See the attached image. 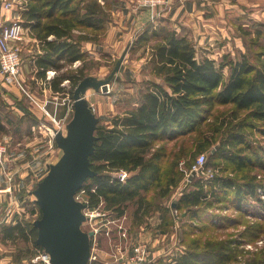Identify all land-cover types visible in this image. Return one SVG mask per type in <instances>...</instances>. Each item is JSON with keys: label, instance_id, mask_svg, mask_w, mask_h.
<instances>
[{"label": "trees", "instance_id": "trees-1", "mask_svg": "<svg viewBox=\"0 0 264 264\" xmlns=\"http://www.w3.org/2000/svg\"><path fill=\"white\" fill-rule=\"evenodd\" d=\"M111 15L108 0H28L22 19L40 43V51L34 59L36 77L44 80L47 71H54L56 75L49 82L50 88L53 92L64 93L66 89L62 84L68 81L72 98L73 89L86 76L82 67L74 72L67 67L84 59L83 41L99 39L87 30L102 34ZM77 30L79 34L75 35ZM154 37L158 40L155 38L152 44L150 60L153 74L161 81H149L139 105L113 117L110 128L97 125L95 151L90 157V166L96 175L88 178L81 188L86 193L87 206L96 207L102 200L105 210L114 211L116 217H120L125 213L126 203L132 202L136 205L133 216L139 223L144 222L145 216L157 212L156 230L163 234L170 232L173 222L168 208L162 204L154 206L147 196L149 190L157 186L161 192L159 197L164 198L170 192L169 187L175 186L172 179L170 183H162L165 154L154 150L153 145L174 142L209 125L208 133L212 132V137L204 136L205 131L198 135L201 136V152L216 147L206 166L219 167L220 163L215 160H223L232 167L233 173L245 172L240 179L215 175L209 185L196 180L190 190L185 189L180 194L175 209H184L182 216L190 221L209 220L205 222L209 225L188 224L189 228L197 227L199 234L208 226L224 227L210 221L212 216L216 217L209 210L213 202H221L226 209L232 207L245 217L252 214L256 219L262 218L259 212H264V199L260 196L264 195V181L258 180L257 175L264 171V148H255L246 138L244 128H251L249 123L245 124L246 119L264 121V62L257 66L245 55L236 60H223L218 65L208 57L197 58L192 41L167 27L150 31L147 28L137 37L135 47ZM225 67L229 68L226 79L223 78ZM17 104L24 105L25 114L21 118L16 117L0 97V135L7 134L12 121L25 118L34 126L40 123L25 107L23 99ZM225 107L231 108L229 116L217 110ZM26 132L31 133L30 126ZM260 134L264 136V128ZM121 170L129 174L123 182L110 175ZM208 195L212 200L207 199ZM34 206L30 212L39 217L35 201ZM217 218L226 224L234 221L226 215ZM0 236L10 241L21 240L26 249L17 254L27 253L24 255L27 259L42 249L35 243L33 223L23 218L15 223H3ZM247 237L249 241L264 238L263 223L248 226L237 238H192L181 253L160 263L264 264V247L251 250L240 247ZM28 244L34 250L29 249Z\"/></svg>", "mask_w": 264, "mask_h": 264}, {"label": "rangeland", "instance_id": "rangeland-1", "mask_svg": "<svg viewBox=\"0 0 264 264\" xmlns=\"http://www.w3.org/2000/svg\"><path fill=\"white\" fill-rule=\"evenodd\" d=\"M2 1L3 0H0V12L1 9H3L1 8V3H3ZM244 1L247 2V4L251 2H258V0ZM13 2L14 3L12 9L3 10L9 11V14L19 13V17L14 18V16L11 15V18H8V20L6 19V22H10V20H19L24 25V20L22 19V12L26 8L28 0H14ZM137 2L138 0H108L109 10L112 14L111 19L114 18L113 13L119 9V5H122L121 10L124 11L126 7L129 8V4H131L135 8H139ZM167 2V6L163 8H147L149 11H154L151 14V22H153L154 24H151V28H148L149 31L161 27L173 28L171 24L167 23L165 20H161L163 9L164 11L169 10L166 8L170 7V0H168ZM259 2H261L260 5H256L254 7L245 4L246 8H256L254 9L256 14L261 13V15L259 14V17L258 19L256 18V20H253V18H246V21L238 26L239 29L236 33L239 34V36L241 37V47L237 49L234 47L232 49L226 47V49H224V51H222L220 55L218 54V56L213 59L215 60L217 65L223 60L226 61L240 59L243 57V55L247 56L250 61L257 66H260L264 62V0H261ZM7 13L8 12H5L6 15H9ZM106 28L107 24L102 34H95L90 30H87L88 34L92 36L98 35L97 39H99L83 41L82 43H91V48L86 49L83 48V45H81L82 51L85 53L84 59H82L81 61H76L72 66H68L67 69L74 72L76 69L82 67L84 76H93L98 79H103L109 75L115 65V62L124 52V58L116 75V78L109 84L107 91L102 92L101 90H99L96 92L94 90H89L86 94V96H88V102L91 103V107L93 108L96 116L99 118L98 126L110 128L112 126L113 117H115L116 115H122L125 112H128L129 110L134 109L139 105L143 89L148 85L149 81L161 80L153 74L152 63L150 60L152 44H154V41H156L158 37H154L148 40L144 45H141L140 47H135V41L137 37L144 30H146L145 28L143 31L138 30L135 33L129 34V37H127L125 43H122L118 47H112L111 45H109L108 47H104L102 41L104 40L106 35ZM74 34L78 35L79 31L77 30ZM28 35L31 37L26 38L25 43L29 42L27 44L32 46L27 47V49H30V52L23 51L22 53L23 84L27 93L32 95L34 99L40 104V107H37L41 111V113H39L41 114L40 119H43L44 117L49 123L50 126L48 127L51 130L48 127H44L45 129L43 128L40 133L36 131L34 133V136H31L32 139L29 140H23L21 137L15 136V134L14 136H9L5 138L0 135V143L7 147V152L4 156L5 167H8L9 170L13 171L16 176H20L18 177L20 179H24L29 176V174H31L32 181H40L43 176L47 173L48 165L55 163L62 153V151L56 145H54V139L52 137L53 135L51 128V126H54L52 123V119L48 115L46 116L41 108L44 106L45 110L50 113V106L56 108L59 102H61L62 100H66V102L69 104L72 113L73 99L71 98L68 92L71 88V84L68 81H64L62 84L63 86H65L66 91L64 93L55 94L56 92L53 93L46 91L45 88H43L45 82H42V80L38 79L36 75L31 77V70L29 71V62L33 61V56H35L40 50V43L31 34L30 29L28 31ZM121 40L122 36L119 41L121 42ZM35 42L37 45L35 44ZM35 46H39V48H35ZM141 58L144 61V64L142 63L141 65H138V61ZM197 58L200 57L197 56ZM136 68H139V71H141L137 78H140L139 80L142 81H139L138 84L134 83V85H136L134 86L133 82H129V80L134 78L131 77L129 73H132V71H134ZM228 73L229 68L225 67L223 69V78L226 79L228 77ZM48 75H50V73H47L46 77ZM55 75L56 74H53L52 76L54 77ZM14 87H16L17 90L21 93L22 99L25 100L24 102L27 106L29 105V103L32 104V100L26 93V91L23 92L16 85H14ZM46 101L47 104L45 105ZM49 101H51L52 103ZM56 102H58V104H56ZM217 110H220L229 116V110H231V108L225 107L219 108ZM51 113H53L51 114L52 116L57 117L56 109ZM243 116L244 113H242L241 117L243 118ZM56 119L59 120L58 118ZM236 122L238 121H234V123ZM248 123L250 124L251 128H244V134L246 135V138L252 143L253 146H255V148H264V136L260 134L261 129L264 128V121L258 122L252 119H246L245 124ZM215 126H213L212 128H214ZM62 130L63 132L65 131V124H63ZM209 130L210 126L206 125L203 126V128L200 129L198 132L193 133L184 138H180L174 142H166L161 144L157 143L153 145L154 150L157 149L163 154H165L163 158L164 174L162 183H170L171 179L175 181V186L169 187L170 192L164 198L159 197L160 194L158 193L161 192L160 190H158L157 186L151 188L147 193L148 198L151 199L154 206L162 204L163 206L168 208L171 215L173 225L171 227L170 232L160 235L162 239L160 238V236H158L159 232L155 228L158 223L157 212L149 216H145L144 222L139 223L138 220H136L133 216L136 205L132 202L126 203L125 213L120 217H116V213L114 211L105 210L104 203L102 200L98 204V206L93 208H87L88 214H94L95 216L93 218L94 221L85 222L83 224V230L92 231V227L102 229V237H100V242L102 241V245L100 246V249L97 250L98 257L101 260L100 264H110V261L113 260V258L111 257L113 254L112 249L114 253L117 252L118 254H123L125 251H130L131 246L136 244L137 242L148 243L151 247V250L155 251L152 259L145 264H161V261H170V258L177 256L179 253H181V251L186 247L189 240H191L192 238L200 237L203 239H223L230 236L237 238L239 236V233L245 230L248 226L252 227L254 224L262 223L264 225L263 211L259 212L260 214H263L262 218L256 219V217H253L252 214L245 217L242 216L239 212L235 211L232 207L226 209L222 207V205H220L222 204L221 202H213L209 210L213 212L216 217L212 216L210 221L218 222L224 227L208 226L206 230L199 234L196 230L197 227L189 228L188 224L190 222H193V224H196L198 226L209 225L208 223H205L209 220H205L202 222H198L197 220L190 221L189 219H187V217L182 216V213H184V209H175L174 206L177 203L180 194L185 191V189L190 190L191 184L198 180L200 176H204V174H222L230 176L232 175V177L240 179L242 173L245 172L240 171L238 173H233L232 167L229 166L228 163L223 160H215V162L220 163L219 167L214 168L213 165L206 166V161L210 153H213L216 147L212 146L209 147L207 151L201 152L202 150L199 146L202 143L201 136L198 137V135H201L202 132L205 131L204 136L212 137V132L208 133ZM200 154L205 156V162L203 165V168L205 169L204 173H201L200 171H194L193 169L196 164V159ZM221 168L223 169V172H220ZM121 171L114 172L110 175L114 178H118ZM252 172H255V170H253ZM258 173L259 174L257 175V179L260 181H264V171H260ZM126 174L127 176L129 175L127 172ZM120 181L123 182V180ZM204 183H206V185H209L211 182ZM35 187L36 185L34 186V188ZM260 196L261 199H264V195L261 194ZM23 198L26 201L27 206H25V211L28 215L25 219L28 222H33L37 218V216L35 214H31L30 212L31 208H35V206L32 205L33 202H31L30 200H35V197L33 195H30L24 196ZM80 198V201L83 203L84 200L87 201L85 191L80 194ZM207 199L212 200L209 195L207 196ZM248 210H250V208ZM256 213H258V211H255V214ZM260 214H258V216H260ZM99 215H102V217H100ZM217 215L229 216L230 218H233L234 221H230L228 222V224H226V222L218 220ZM151 217H156V219H153ZM106 218L109 219V222L112 224H107L105 222ZM102 224L106 225L101 227ZM106 230H109L108 234L104 233V231ZM187 230L191 231L192 233L188 235L187 233H182L183 231ZM154 238H157L159 241L156 243ZM260 238H257L255 241H249V238L247 237L246 241L242 245H240V247L249 250L255 248L261 249L262 247H264V238ZM154 241L155 245L153 246ZM113 242L114 244H112ZM26 264L34 263H32L29 258L26 261Z\"/></svg>", "mask_w": 264, "mask_h": 264}, {"label": "crops", "instance_id": "crops-1", "mask_svg": "<svg viewBox=\"0 0 264 264\" xmlns=\"http://www.w3.org/2000/svg\"><path fill=\"white\" fill-rule=\"evenodd\" d=\"M259 1L261 0H258L256 3L251 2L247 4L244 0H170V7L166 8L169 10L164 11L163 9L161 20H165L167 23L171 24L178 35H184L190 39L196 47L197 56L200 58L208 57L210 59H215L226 47L231 49L233 47L236 49L241 47V37L236 33L239 29L238 26L243 24L246 18H253V20H256V18L258 19L261 13L256 14L254 11L256 8L251 7L256 5L259 6L261 3ZM245 4L251 5V7L246 8ZM130 5L131 4H129V8L126 7L124 11L121 10L122 5H119V9L113 13L114 18L107 23L106 35L102 41L104 47H108L109 45L118 47L122 43H125L129 34L135 33L138 30L143 31L145 28H151V24H154L151 22V14L154 11H149L147 8H135ZM5 12L9 14V11L1 9L0 21L8 20V18H11V15H13L14 18L19 17V13H10L6 15ZM121 36L122 40L120 42L119 39ZM82 45L83 48H91V43L89 42L82 43ZM28 46L30 47L32 45L27 44V47ZM37 47L39 48V46H35V48ZM26 51L30 52V49L26 48ZM35 56H33V61L29 62L31 77L35 76L37 70L34 64ZM142 63L144 64V61L141 58L138 61V65ZM140 72L139 68H136L132 73H129L131 77H134L129 80V82H133L134 85V83L138 84L139 81H142L139 80L140 78H137ZM21 76L23 77L22 74ZM53 78L54 77H52V79ZM40 80L45 82L46 78ZM49 82L46 83L43 88H45L46 91L53 92ZM0 97L5 104H8L9 109L16 117L21 118L24 116V105L20 106L17 104V102L22 99V96L16 87L5 86L0 82ZM56 104H58V102H56ZM25 107L29 108L30 113L35 118H38L40 123L34 126L31 124L32 122H27L25 118L21 119L19 122L12 121L10 130L7 134L2 135V137L14 136L15 134V136L21 137L23 140H29L32 139L36 131L40 133L44 127L50 126L44 117L40 119L41 114L39 113H41V111L37 108L40 107L39 103L35 105L32 102V104L29 103V105H25ZM50 107V114H53L51 112L56 109L57 117H55L63 121L64 124L70 120L72 113L66 100L59 102L56 108L53 106ZM29 126L31 127V133L26 132ZM18 177L20 176H16V174L9 170L8 167H5L4 164L3 167H0V227L3 223H15L16 220L21 218L25 219L28 216L25 211V206H27L26 201L23 197L31 195L30 192L34 189V186L39 180L32 181L31 174L24 179ZM30 201H33L32 205L34 206V200L31 199ZM151 218L156 219V217ZM162 234L163 233H159L158 236ZM157 238H154L156 243L159 241ZM155 241L153 242V246L155 245ZM27 246L29 249L34 250L30 244ZM25 249L26 246L21 240L10 241L8 239H1L0 236V264H26L28 257L24 255L27 253L21 252L17 254V250L20 252V250L24 251ZM153 252L155 251L153 250ZM34 253H36V251Z\"/></svg>", "mask_w": 264, "mask_h": 264}, {"label": "water", "instance_id": "water-1", "mask_svg": "<svg viewBox=\"0 0 264 264\" xmlns=\"http://www.w3.org/2000/svg\"><path fill=\"white\" fill-rule=\"evenodd\" d=\"M124 52L109 75L84 77L72 92V116L65 131L54 130V141L62 151L55 163L30 192L40 210L32 223L35 243L50 256V264H89L93 231H85V203L77 199L84 182L96 175L90 166L95 151L99 118L88 102L87 91L106 92L116 78Z\"/></svg>", "mask_w": 264, "mask_h": 264}, {"label": "built area", "instance_id": "built-area-1", "mask_svg": "<svg viewBox=\"0 0 264 264\" xmlns=\"http://www.w3.org/2000/svg\"><path fill=\"white\" fill-rule=\"evenodd\" d=\"M13 1L14 0H3V3H1V8L7 10L12 9L14 3ZM167 1L168 0H138L137 5L142 8L158 9L160 7H166V4L168 3ZM28 31L29 28L25 27L19 20H10V22H6L5 20L0 21V82L5 86L16 85L23 92L26 90L23 84V77L21 76L23 65L22 53L23 51H26L27 43H29H25L26 38L31 37L28 35ZM47 73H50V75L46 77L45 85L52 79V75L54 74L53 71H48ZM28 95L31 98L32 102L38 105V102L34 99V97L30 94ZM46 104L47 101L45 102V105ZM41 109L44 111L46 116L48 115L52 119V123L54 125V128L51 127L53 135L52 137H54V130L63 132L62 129L64 122L61 120H57L55 116H52L49 112H47V110H45L44 106ZM6 152L7 147L0 143V167H3L4 156ZM204 162L205 156L200 154L196 159L195 166L193 167L194 171H200L201 173H204ZM126 176V172L121 171L118 178L119 180L124 181L126 179ZM214 176V174H204V176H200L199 179L202 182H212ZM83 191L84 190H80L77 194L78 200H81L80 194ZM84 203L86 205V208L84 209L83 213L87 218L85 222L94 221L93 218L95 215L88 214V202L84 200ZM99 216L102 217V215ZM105 222L107 224H112L107 218ZM105 225L106 224H102L101 227ZM92 231L94 232V236L92 237L91 241V255L89 259V264H100L101 260L98 257L97 250H99L100 246L102 245V241L100 242V237H102V229L92 227ZM108 231L109 230H106L104 231V233L108 234ZM112 244H114V242ZM112 252L113 254L111 257L113 258V260H109L110 264H145L149 262L154 256L153 250H151L149 244L145 242H137L136 244L131 246L130 251H125L123 254H118L117 252L114 253L113 249ZM30 261L34 264H50V256L43 249H41L36 251V253L31 257Z\"/></svg>", "mask_w": 264, "mask_h": 264}]
</instances>
